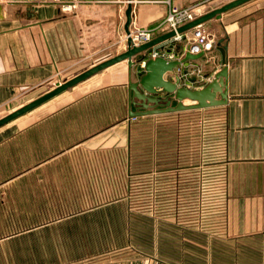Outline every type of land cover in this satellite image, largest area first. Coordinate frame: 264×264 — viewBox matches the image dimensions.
Instances as JSON below:
<instances>
[{"label":"crops","instance_id":"crops-1","mask_svg":"<svg viewBox=\"0 0 264 264\" xmlns=\"http://www.w3.org/2000/svg\"><path fill=\"white\" fill-rule=\"evenodd\" d=\"M228 1L176 3L197 5L199 16ZM130 5L128 29L150 28L166 13L165 4L157 0H132ZM125 8L117 1L82 3L70 12L55 3H0V113L17 96L44 88L37 97L125 50L124 45L114 52L108 49L118 35L121 12L124 30ZM201 27L212 36V48L178 65L179 85L200 88L226 67L224 104L129 117L134 106L128 104V74L131 80L142 74L139 62L149 58L148 49L133 57L130 68L125 60L114 63L0 125V228L21 221L16 211H10L20 208V197L9 201L5 196L10 189L20 191L6 184V154L14 156L15 178L30 176L29 192L39 191L37 179L46 176L55 178L53 184L61 182L46 189L55 186L75 193L84 187L86 176H101L103 161H123L128 173L133 135L140 126L153 129L173 117L181 128L186 123L182 118L197 113L204 116L206 131L219 148L225 193L221 225L229 238L225 241H253L256 246L216 251L219 263L264 264V0H248L207 19ZM185 46L182 40L165 49L179 59ZM213 263L211 259L207 264Z\"/></svg>","mask_w":264,"mask_h":264},{"label":"rangeland","instance_id":"rangeland-1","mask_svg":"<svg viewBox=\"0 0 264 264\" xmlns=\"http://www.w3.org/2000/svg\"><path fill=\"white\" fill-rule=\"evenodd\" d=\"M117 22L112 52L125 47L123 12ZM42 89L17 96L0 115ZM192 114L181 128L173 117L153 129L140 126L128 173L123 161H103L101 176H86L75 193L46 189L61 183L46 176L37 179L39 191L29 192L30 176L15 178L14 156L6 154V184L20 191L5 196L20 197V208L10 211L21 221L0 228V264H220L216 251L256 247L253 241L226 242L219 148L204 116Z\"/></svg>","mask_w":264,"mask_h":264},{"label":"water","instance_id":"water-1","mask_svg":"<svg viewBox=\"0 0 264 264\" xmlns=\"http://www.w3.org/2000/svg\"><path fill=\"white\" fill-rule=\"evenodd\" d=\"M246 1L248 0H230L216 8H213L212 10L196 16L193 20L177 27L176 32L182 33L194 26L202 24L209 18H218L222 12ZM130 10L131 5L127 4L125 8L126 20L124 23V33L127 35L125 39V50L90 66L89 68L67 80L62 81L52 89L0 117V125L20 114H23L24 112L51 98L64 89L73 86L95 72L114 63L125 60L127 66L130 68L135 63L133 59L134 56L138 54L142 55L143 52L150 49L156 43L168 39L174 35V32L171 30L156 36L145 43L139 44L138 46L132 45L128 36ZM200 55L201 52L197 54H190L186 50L183 56L179 59L167 60L162 57L144 59L142 64L143 72L136 80H131L130 74H128V79L126 82L129 92L128 104L134 106L133 111L128 110V116L136 117L224 104L226 102V67H222L220 70L215 72L211 80H209L204 86L200 88L191 89L184 85H179V77L176 74L178 71V65L186 60L196 59ZM169 75H171V79L167 78ZM159 94H165V96L158 97L157 95ZM216 94L218 95V98H215ZM184 98L192 101V103L185 105L181 104V100ZM172 100L176 101L175 105L173 106L170 105Z\"/></svg>","mask_w":264,"mask_h":264},{"label":"built area","instance_id":"built-area-1","mask_svg":"<svg viewBox=\"0 0 264 264\" xmlns=\"http://www.w3.org/2000/svg\"><path fill=\"white\" fill-rule=\"evenodd\" d=\"M16 0H0V3L13 2ZM36 3H55L59 6V9L63 12H70L76 9L79 4L82 3H103L109 1H119L120 3L131 4L132 0H30ZM166 6V13L164 18L156 25L150 28H142L138 26H132L129 29L128 36L130 42L134 46L145 43L151 40L157 33H165L173 31L174 35L168 39L162 40L153 45L149 52V58L162 57L167 60H173L174 54L167 51L165 47H171L175 42L184 40L186 42L185 51L190 54H197L199 52H206L212 48L213 38L212 36L201 27L200 25L194 26L191 29L177 33L176 28L193 20L197 16V5H179L176 0H157ZM127 35L124 33V40ZM142 67L143 60L140 62Z\"/></svg>","mask_w":264,"mask_h":264},{"label":"trees","instance_id":"trees-1","mask_svg":"<svg viewBox=\"0 0 264 264\" xmlns=\"http://www.w3.org/2000/svg\"><path fill=\"white\" fill-rule=\"evenodd\" d=\"M181 49L179 48V50L178 51H180Z\"/></svg>","mask_w":264,"mask_h":264}]
</instances>
